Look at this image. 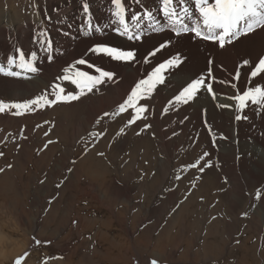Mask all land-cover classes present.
Segmentation results:
<instances>
[{"label":"rangeland","instance_id":"374dc122","mask_svg":"<svg viewBox=\"0 0 264 264\" xmlns=\"http://www.w3.org/2000/svg\"><path fill=\"white\" fill-rule=\"evenodd\" d=\"M62 1L72 2L0 0V17L29 14L30 21L38 10L53 7L48 3ZM176 66L167 70L170 78ZM218 70L217 75L223 73ZM159 84L140 99L138 106L147 111L131 126H126L133 113L129 108L94 117L83 131L90 104L78 89L79 99L68 103L34 106L21 115L14 108L0 112V264H15L25 253L22 264H106L94 253L99 227L91 234L84 229L91 219L82 207L93 197L105 218L99 221H110V239L121 247L111 264H264V174L249 163L251 156L264 169V118L258 116L264 108L249 103L236 114L242 116L248 144L238 147L235 141L236 158L230 163L221 153L226 147L221 122L210 114H191L188 103L174 98L172 105L154 101ZM52 92L53 87L24 98L0 93V102L23 103L41 95L55 99ZM200 92L214 102L229 96L224 89L215 99L207 88ZM166 132L177 146L170 157L160 145ZM253 137L262 144H254ZM205 152L204 170L190 167ZM90 165L103 185L85 178Z\"/></svg>","mask_w":264,"mask_h":264},{"label":"bare ground","instance_id":"6f19581e","mask_svg":"<svg viewBox=\"0 0 264 264\" xmlns=\"http://www.w3.org/2000/svg\"><path fill=\"white\" fill-rule=\"evenodd\" d=\"M62 2L59 5L48 3L50 8L53 7L46 13L38 10L35 17L30 16L32 18L30 21H28L29 14H24L20 19L10 18L6 15L0 17V65L6 68L7 57L15 55V49L20 48L26 58H32V55L35 54L33 63L38 69L35 73L22 72L20 76L0 74V93H7L8 95L16 93V96L24 98L30 97L35 91H50L54 84H59L65 88V92L77 94L78 92L73 85L63 80H57V77L64 72L66 67L74 64L75 60L86 59L88 64L93 65L94 68H89L86 65H77L76 67L91 75L98 74L95 72V68L115 73L112 80L106 79L103 84L98 85L92 92L83 94L86 95L87 93L86 96L89 98L86 102L81 101V103H88L91 107L87 109V115H84L86 116V121H84L86 126L83 131H86L94 117L97 118L102 114L118 110L117 107L124 102L135 84L141 79H145L144 76L149 69L158 66L157 62L161 63L167 58L179 55L182 57L181 64L170 70L173 76L171 78L169 77V71H166L168 74L164 76L168 79L163 77L164 80L157 86L153 100L165 105L172 101L175 95H178L191 80L201 76L206 78V83H212L213 92L220 97H223L221 89H224L229 94V96L224 95L225 100L214 102L200 92L188 102L187 106L189 108L187 107V110L190 109V113L197 117L204 113L210 114V117L221 122L222 126L225 127L222 132L226 139V141L224 139L222 145L226 147L221 151L223 155H220L230 157V163L235 160V150H237L235 141L238 143V147L241 143L244 142V145H247L248 142H245L247 136H244L241 132V122L234 119L236 114L239 113L236 110L235 101L228 99V97L235 96L251 87H264V73L250 78V73L254 70L250 71L251 65H254L257 59L264 56V48H262L264 46V27L257 28L247 35H241L232 43H226L221 48L217 43L197 38L191 32L176 34L159 11L160 0H123L127 9L126 16L129 25L134 31L137 30L138 25L139 30L143 31L142 40L129 41L116 31L120 25L111 16L113 6L110 0H72L71 5L65 1ZM85 3L89 6L87 14L82 11ZM186 4L192 7V0H186ZM147 11L152 13L151 21L143 18L132 19L133 15L143 17V14ZM89 20L91 28L85 23ZM194 20L195 17L193 16L191 20H186L185 23L191 24ZM149 25H153L155 30ZM41 32L46 33L44 39L52 42L51 53H46L39 43ZM165 42H168L165 48L154 56L149 55L150 52ZM96 44H105L126 50L133 49L136 52V59L132 62H120L112 60L108 56L89 53L88 49ZM147 54L151 59L145 62ZM49 55L52 56L51 61L48 60ZM215 58V64L210 67L212 65L209 64V61L211 60L213 63ZM245 60L249 61L247 65L242 63ZM221 68L223 73L217 75L219 73L218 69ZM12 70L17 71L15 68ZM209 70H211V77H209ZM235 75H238V79L234 78ZM2 89H5L4 92H2ZM220 105H231V107H220ZM260 111H258V116L264 118V109ZM169 135V132L168 136L167 132L161 133L160 137L161 147L168 148V157L171 156L169 155L170 149L172 148L174 151L177 148L172 139L168 140ZM252 139L254 144H262L257 137ZM189 144L191 143L189 142ZM239 151L244 153V150ZM243 158L248 159L246 154ZM244 159H241V161ZM167 161L169 162V160ZM249 163L256 173L264 174L263 164H260L251 156L249 157ZM91 169L90 165L89 169L85 171V178L90 179L93 186L103 185L104 182H98L97 172ZM86 203V206H83L82 209H84L87 219L91 220L85 223L84 229H87L91 234L94 233L95 228L99 227L100 231L93 235L96 244L94 253L97 251V253H100V260L106 262V264H111L110 259H112L114 251L120 252L121 247L118 245L119 243L114 244L110 239V221L106 223L99 221L105 218H103L102 210L98 207V200L93 197ZM98 256H95V258H99Z\"/></svg>","mask_w":264,"mask_h":264},{"label":"snow or ice","instance_id":"6c2138e0","mask_svg":"<svg viewBox=\"0 0 264 264\" xmlns=\"http://www.w3.org/2000/svg\"><path fill=\"white\" fill-rule=\"evenodd\" d=\"M110 3L113 6L111 16L114 18V21L120 25V27L116 29L117 33L122 37H126L129 41L142 40L143 31L139 30V26L137 25V30L134 31L128 23L126 16L127 9L123 0H110ZM82 11L85 14L89 12V6L86 3L83 5ZM159 11L166 18L168 25L176 34L179 35L181 33L191 32L195 37L217 43L221 48H223L226 43H232L241 35H247L257 28L264 27V0H192V7H189L186 4V0H160ZM193 16L195 17L193 23H185L186 20H191ZM140 18L151 21L152 13L147 11L143 14V17H138L137 15H133L132 17L133 20H138ZM85 23L91 28L90 20L85 21ZM149 26L153 27V30H155L153 25ZM45 35L46 33L44 32L40 33L41 39L39 40V43L46 53H51L52 42L44 39ZM167 43L168 42L160 44L150 52L149 55H156L167 46ZM88 52L95 55L108 56L112 60L120 62H132L136 59V52L133 49L126 50L105 44H96L90 47ZM15 53V55L7 57L6 68L0 65V74L7 76H20L22 72L35 73L38 70L33 63L35 54L32 55V58H26L20 48H16ZM48 60H52L51 55L48 56ZM145 62H148L147 57L145 58ZM181 62L182 57L179 55L171 57L155 67L146 79H141L135 84L124 102L118 106V112L116 113H124L129 108L133 110L131 119L127 121L126 126L134 124L136 120L142 118V114L147 111L146 106H138L140 99L144 98L146 95H150L154 87L163 82V73L165 71ZM211 63L212 61L210 60L209 64ZM242 63L243 65H247L249 61L245 60ZM77 65H86L89 68H94L93 65L88 64L86 59H77L74 61V64L66 67L64 69L65 74L62 77H57V79L70 82L79 90V94L81 95L85 92H92L98 85L103 84L106 79L112 80L115 76V73L100 68L94 69L95 72L98 73L97 75H91L88 72L77 68ZM13 68L17 69V71H13ZM260 73H264V57L259 59L255 69L250 73V78H254ZM209 77H211V70H209ZM234 78L238 79V75ZM212 79L214 80V78ZM52 87V95H54L55 99H48L46 96L41 95L23 103L6 105L3 102H0V112H3L7 107L16 109L17 111L14 113L15 115H21V110L30 111L34 106H40L42 104L51 106L58 102L68 103L79 99L78 94L71 92L65 94V88L59 84H54ZM202 88H207L209 94L215 99L212 83H206V78L201 76L191 80V82L174 97V102L188 103L195 98L196 94ZM228 99L235 101L237 111H242L249 103L264 108V87L257 86L248 88L242 93L228 97ZM172 104L173 101H169V105ZM220 107L230 108L231 105H220ZM164 111L166 113L168 109L165 108ZM104 115L107 116L109 114L105 113ZM235 119L239 121L242 119V116L237 115ZM148 127H150V125H145V129ZM120 131L122 133L124 130L121 129ZM207 155L208 153L205 152L195 163L191 164L190 167L199 168L202 172L204 169L203 167H200V161ZM205 166L210 167L211 165L206 164ZM0 171H3V169H0ZM260 195L261 193L258 190L256 197L260 198ZM213 219H215V217H213ZM37 243L39 244L40 242L37 241ZM26 256L27 253H25L23 257L17 258L15 264H22V261ZM151 264H158V262L153 260L151 261Z\"/></svg>","mask_w":264,"mask_h":264}]
</instances>
